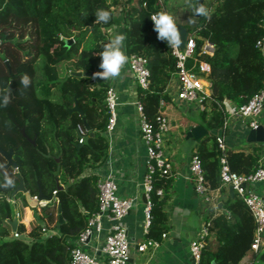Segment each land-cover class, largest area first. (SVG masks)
I'll use <instances>...</instances> for the list:
<instances>
[{"label":"trees","instance_id":"1","mask_svg":"<svg viewBox=\"0 0 264 264\" xmlns=\"http://www.w3.org/2000/svg\"><path fill=\"white\" fill-rule=\"evenodd\" d=\"M158 0H0V84L11 89V101L0 106V147L12 150L16 163L5 166L0 154V185L5 174L14 180L8 188L0 186V264H68L75 239L88 218L98 209L97 177L85 169L102 163L107 155L103 135L108 113L104 96L106 84L91 76L68 75L70 70L94 73L99 68V53L108 42L109 30L124 24L125 51L146 58L148 85L137 84V97L149 121L157 126L161 103L171 101L166 90L174 74L176 58L166 41L157 38L151 20L153 12L163 11ZM211 19L196 17L187 27L196 42L194 54L186 61L197 70L200 60L209 65L204 76L210 81L211 94L201 110L208 132L200 137L196 149L210 188L220 182V157L240 174L259 165L257 147L249 151L220 148L217 133L224 131L228 112L223 98L236 104L264 87V58L254 46L264 34V0H210ZM98 9L110 12L107 23H95ZM66 38L73 41L66 42ZM208 40L212 54L201 51ZM69 61L65 76L59 78V64ZM31 84L25 88L21 77ZM57 90V91H56ZM57 93V94H56ZM75 104L82 110H70ZM89 130L83 135L79 127ZM22 129L25 135L22 133ZM83 141L78 142L80 136ZM34 139V143L31 141ZM31 196L40 190L60 206L63 221L57 226L56 210L49 201L36 206L27 231L17 220L13 236L11 220L17 212L21 219L28 206L24 194L12 193L19 177ZM169 176L155 175L149 192L150 221L146 239L157 238L168 229L163 209ZM57 183L63 184L57 188ZM162 187L161 195L156 193ZM55 192L53 193V191ZM52 199V200H53ZM226 211L214 215L209 225L212 240L202 249L201 264H237L251 247L255 220L245 202L234 196L223 199ZM48 223L52 231L45 233ZM252 264H264V246L253 252Z\"/></svg>","mask_w":264,"mask_h":264},{"label":"crops","instance_id":"2","mask_svg":"<svg viewBox=\"0 0 264 264\" xmlns=\"http://www.w3.org/2000/svg\"><path fill=\"white\" fill-rule=\"evenodd\" d=\"M193 2L195 3L196 0ZM206 2L209 4L210 1L203 0L202 4L205 5ZM164 7L168 13L176 18L177 23L185 26L186 30L187 27L194 24L189 22L191 12L185 6V0H165ZM124 31V24H115L108 32V42L117 34L124 35ZM122 50L127 61L122 66L120 74L112 79H100L106 84V87L112 86L115 89L117 100L115 127L110 132H103L107 142V155L99 165L86 168L84 174H93L97 179L111 175L116 181L117 193L120 197H134L136 199V205L117 220L118 224L125 229L129 240V264H192L189 241L201 234L205 220L212 219L220 211H226L223 199L226 196H231L228 192V184H220L213 188V200L205 202L195 191L192 181L188 178V160L190 154L197 149L200 137L197 139L187 137L186 131L194 124H201L204 127L205 125L201 119V107L174 98L173 94L177 89L178 80L173 74L166 86L171 101L162 102L160 107L161 113L169 120V128L163 134V148L171 164V174L168 175L169 187L163 204L169 227L165 231L166 236L163 237L160 234L156 238L159 241L157 246L147 247L141 251L137 249L138 244L146 240L148 227L145 225L143 210L145 204L143 183L147 154L141 140L135 106L137 82L128 67V54L125 51V44ZM234 104L236 103L228 98L222 100V108L227 112ZM257 121L259 124H264V106L257 117ZM224 127V131L220 129H211L210 131L222 136L225 148L249 151L251 148L257 147L259 152L258 163L264 167V140H247V133L251 128L248 120L229 115ZM61 185L63 186V184ZM252 187L264 196V179L256 182ZM52 199L41 201L39 206H43L49 201L50 211L56 210L58 217V206L56 207V201ZM17 215L16 212L15 217ZM32 219L31 208L26 206L22 218L17 220L23 222L28 231ZM112 223H114L113 220L103 215V227L100 233L91 236L85 245L88 250L95 253L100 262L106 258L105 253L101 250V245L107 227ZM51 226L52 223H48L45 233L52 231ZM207 237L210 242L212 237L209 232ZM260 246H264V238ZM255 250L249 249L237 264H252Z\"/></svg>","mask_w":264,"mask_h":264},{"label":"built area","instance_id":"3","mask_svg":"<svg viewBox=\"0 0 264 264\" xmlns=\"http://www.w3.org/2000/svg\"><path fill=\"white\" fill-rule=\"evenodd\" d=\"M163 4V0H158ZM206 6V5H205ZM209 5L206 7L208 8ZM163 11L164 5L161 6ZM157 12H153L154 15ZM151 15V17H152ZM254 46L261 52L264 58V34L257 37ZM196 42L192 36H188L183 44L178 49H172L171 53L176 58L174 74L178 80V86L173 96L175 99L182 100L189 104H196L203 108L206 100L210 97V81L204 76V73L209 69L207 62L200 60L197 65V70L186 64L189 57L194 54ZM214 46L208 40H204L201 44V51L212 54ZM128 67L133 74L137 84L145 88L148 85L149 69L146 65V58L140 54L131 53L128 55ZM104 102L108 113L106 132L114 129L117 119L116 111V91L112 86H107L105 90ZM135 106L137 111L138 125L141 140L146 148V170L144 174V221L148 226L150 221L149 192L153 188V179L155 175L168 176L171 174V164L165 154L163 148V134L169 128V122L164 115H157V126L155 127L148 120L143 109L141 101L136 97ZM264 106V87L254 92L249 99L242 104H234L228 109V116H236L248 120L250 127H256L259 123L257 117L260 115ZM222 107V104H221ZM224 119V126L227 123V117ZM86 128L79 127L80 133L83 135ZM80 136L78 142L83 141V136ZM217 141L220 148L224 149V142L221 135H217ZM189 176L192 181L195 191L201 196L203 201L211 202L213 200L212 188L209 187L204 176L201 159L197 151L190 154L188 160ZM220 182L221 184H231L235 194L242 199L251 211L255 220L254 237L251 242L253 249H259L260 243L264 238V196L256 192L252 185L264 179V167L258 165L255 170L248 174H240L231 170L226 162L225 157H220ZM97 199L98 209L88 218L85 227L79 235L73 239V246L70 252L68 264H129L130 248L129 240L126 231L118 224L120 218L128 213L136 205L134 197H120L117 193V184L111 175L103 176L97 179ZM55 190L53 191V193ZM162 187L157 188L156 193L161 195ZM36 197V195H33ZM105 215L114 223L108 225L107 232L104 236L101 250L105 253L106 258L101 261L95 253L88 250L85 245L88 243L91 236L98 235L102 229V216ZM116 222V223H115ZM211 219L208 218L204 222L201 234L189 241V252L192 258V264H201L202 249L206 243V236L209 232ZM17 231H13V236H18ZM161 235L166 236V232ZM159 244L156 238H148L140 242L137 246L138 250H145L147 247H155Z\"/></svg>","mask_w":264,"mask_h":264},{"label":"clouds","instance_id":"4","mask_svg":"<svg viewBox=\"0 0 264 264\" xmlns=\"http://www.w3.org/2000/svg\"><path fill=\"white\" fill-rule=\"evenodd\" d=\"M185 6L190 9L191 15L189 16V22L195 23L196 17H204L210 20L211 14L209 9L196 0H185ZM95 23L109 21L110 12L105 9H98L95 13ZM151 20L154 24V31L157 33V38L161 41H166L168 46L172 49H178L183 41L181 39V33L178 28L176 18L167 11H160L152 15ZM126 37L123 34H117L110 39V41L103 45V51L99 53L100 64L99 68L103 71H97L93 73V78H99L101 80H107L117 77L120 74L122 66L126 63L127 57L123 52L124 41ZM20 83L27 88L31 84V79L27 74L21 77ZM11 101V89L6 84H0V106L6 107ZM3 165H0L2 168ZM14 185V180L5 174V180L2 187L8 188Z\"/></svg>","mask_w":264,"mask_h":264},{"label":"water","instance_id":"5","mask_svg":"<svg viewBox=\"0 0 264 264\" xmlns=\"http://www.w3.org/2000/svg\"><path fill=\"white\" fill-rule=\"evenodd\" d=\"M199 3H203V0H199ZM178 28L180 30L181 33V39L183 41L182 45L184 44L186 38H187V30L185 28V26H183L180 23H177ZM69 41H73L72 38H66V42ZM93 71L88 72V71H83V70H70L68 72V75H74V76H91V80H94L93 78ZM70 110H78L80 112V114H82V110L77 106V104H75L73 107L70 108ZM85 124V128L86 130H89V125L84 122ZM208 130L201 124H194L191 128H189L186 131V136L187 137H194V138H199L201 136H203L205 133H207ZM22 133L25 135L23 129H22ZM247 140L248 141H263L264 140V124H258L256 127H251L247 133ZM31 141L34 143V139H31ZM0 154L6 159V163L4 164L5 166L11 165L14 168L16 167V163L15 161L12 159V150H5L3 148L0 147ZM19 177V181L16 184L14 190L12 193H15L17 191H20L24 194V197L26 199V202L28 203V206L30 207H36L40 204L41 201L43 200H49L51 198V196H44L41 191H38V194L36 195V197H33L29 194V192L26 190L24 184H23V180L20 177V175H18ZM62 185L57 183V188H61ZM228 192L230 193L231 196H234V189L232 187L231 184H228ZM58 210V217H57V226H59V224L63 221V216L61 214V208L60 206H58L57 208ZM11 225H12V230L15 231L16 229V225H17V218L14 217L11 220ZM213 264H216L214 261H212Z\"/></svg>","mask_w":264,"mask_h":264},{"label":"rangeland","instance_id":"6","mask_svg":"<svg viewBox=\"0 0 264 264\" xmlns=\"http://www.w3.org/2000/svg\"><path fill=\"white\" fill-rule=\"evenodd\" d=\"M207 1V0H206ZM210 1V0H209ZM206 6L208 5V2H206V4H205ZM69 64V61H67V60H65V61H62L60 64H59V66H58V68H59V78L60 79H62L64 76H65V74H66V72H65V67L67 66ZM57 91V90H56ZM57 94V93H56ZM168 120V119H167ZM168 122H169V120H168ZM31 208V211H32V216H33V218H34V216H35V210L33 209L34 207H30Z\"/></svg>","mask_w":264,"mask_h":264}]
</instances>
